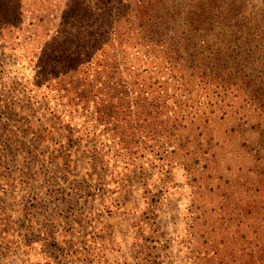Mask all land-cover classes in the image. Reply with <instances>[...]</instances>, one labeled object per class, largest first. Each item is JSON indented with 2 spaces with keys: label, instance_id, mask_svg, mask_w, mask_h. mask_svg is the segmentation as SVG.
<instances>
[{
  "label": "trees",
  "instance_id": "obj_1",
  "mask_svg": "<svg viewBox=\"0 0 264 264\" xmlns=\"http://www.w3.org/2000/svg\"><path fill=\"white\" fill-rule=\"evenodd\" d=\"M94 2L86 10L98 19L72 13L35 46L50 132L88 143L89 178L102 188L115 157L166 171L183 153L209 155V163L220 150L242 157L244 262L264 264V0L210 8L208 29L182 21V5L164 0ZM20 26L0 22V41ZM40 28L27 27L34 35ZM51 245L60 249L55 238Z\"/></svg>",
  "mask_w": 264,
  "mask_h": 264
},
{
  "label": "rangeland",
  "instance_id": "obj_2",
  "mask_svg": "<svg viewBox=\"0 0 264 264\" xmlns=\"http://www.w3.org/2000/svg\"><path fill=\"white\" fill-rule=\"evenodd\" d=\"M18 1L0 0V22L22 23L0 41V264H245L242 157L235 161L220 150L209 163V155L197 161L183 153L185 159L176 158L168 171L159 162L124 164L115 157L107 166L112 180L102 188L89 178L88 143L79 135L70 140L50 132L47 83L31 62L39 53L35 46L65 28L72 13L80 21L98 19L94 9L86 10L98 4ZM163 3L182 5V21L200 20L195 27L204 29L210 8L232 5ZM31 23L42 26L39 35L27 29ZM224 128L217 125L215 135L222 137L218 131Z\"/></svg>",
  "mask_w": 264,
  "mask_h": 264
}]
</instances>
